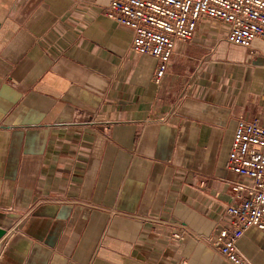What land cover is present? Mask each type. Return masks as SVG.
<instances>
[{"label":"crops","instance_id":"crops-1","mask_svg":"<svg viewBox=\"0 0 264 264\" xmlns=\"http://www.w3.org/2000/svg\"><path fill=\"white\" fill-rule=\"evenodd\" d=\"M111 1L0 0V264H231L206 237L239 120L264 124V40L203 19L157 83ZM239 248L264 264L257 227Z\"/></svg>","mask_w":264,"mask_h":264},{"label":"built area","instance_id":"built-area-1","mask_svg":"<svg viewBox=\"0 0 264 264\" xmlns=\"http://www.w3.org/2000/svg\"><path fill=\"white\" fill-rule=\"evenodd\" d=\"M106 14L132 30V51L159 60L157 83L176 45L191 40L203 19L216 23L234 45L251 47L256 39L264 40V0H112ZM227 166L240 178L231 183L235 201L226 208L225 225L206 240L229 263L253 264L239 240L251 227L264 233V124L239 120ZM170 236L182 241L190 232L172 230Z\"/></svg>","mask_w":264,"mask_h":264},{"label":"water","instance_id":"water-1","mask_svg":"<svg viewBox=\"0 0 264 264\" xmlns=\"http://www.w3.org/2000/svg\"><path fill=\"white\" fill-rule=\"evenodd\" d=\"M6 230L0 227V240L5 236Z\"/></svg>","mask_w":264,"mask_h":264},{"label":"rangeland","instance_id":"rangeland-1","mask_svg":"<svg viewBox=\"0 0 264 264\" xmlns=\"http://www.w3.org/2000/svg\"><path fill=\"white\" fill-rule=\"evenodd\" d=\"M210 22V21H209Z\"/></svg>","mask_w":264,"mask_h":264}]
</instances>
